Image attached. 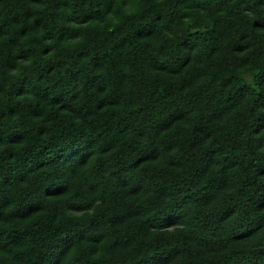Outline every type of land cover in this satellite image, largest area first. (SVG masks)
<instances>
[{
    "label": "trees",
    "instance_id": "16d2710c",
    "mask_svg": "<svg viewBox=\"0 0 264 264\" xmlns=\"http://www.w3.org/2000/svg\"><path fill=\"white\" fill-rule=\"evenodd\" d=\"M0 264H264V0H0Z\"/></svg>",
    "mask_w": 264,
    "mask_h": 264
}]
</instances>
